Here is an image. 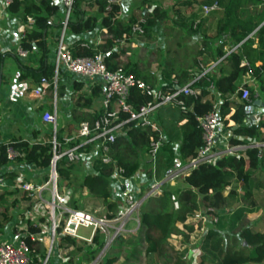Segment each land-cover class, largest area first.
Masks as SVG:
<instances>
[{
    "label": "trees",
    "instance_id": "1",
    "mask_svg": "<svg viewBox=\"0 0 264 264\" xmlns=\"http://www.w3.org/2000/svg\"><path fill=\"white\" fill-rule=\"evenodd\" d=\"M145 2L151 5L152 0H142L127 18H122L121 8L116 0H74L68 18L67 31L82 33L92 31L99 26L104 31V36L97 44H89L84 39H78L71 44V52L79 56H93L96 53H102L109 69L121 66L134 72L147 83L157 86L150 72L138 69L133 62H123V57L119 54L121 48L119 51L114 49L116 38H122L125 43L133 38L132 26L140 18L144 19L143 32L136 34L150 37L159 20L167 17L168 10L162 5L156 2L151 7H146L145 10ZM212 2H217L220 6L217 11L222 12L216 19L214 35H203V45L196 51L191 63L189 59V62L182 66L180 63L184 59H178V54L175 55L174 52L173 56L176 58L174 63L161 69L160 87L189 84L196 94H182L179 97L184 101L183 106H172V109L167 107L169 112L177 114V121L171 120L176 123V126L165 131L166 138L161 142L156 159L151 160L148 149L151 137L157 139L159 133L151 127L136 124L134 120L124 123L114 140L109 142L108 155L111 161L103 162L100 156L93 158V172L82 174L76 183H72V180L75 177L73 174L77 165L69 162L65 157L60 158L56 163L57 186L60 191L71 188V193L66 194L71 207L80 208L83 206L82 203L97 199L96 201H100L105 207L104 217H114L117 213L118 202L117 199L112 198L110 181L117 168H123L122 176L126 178L135 174L140 166L149 179L153 180L161 173L164 176L166 172L173 169L176 161L186 162L196 155L197 150L203 144L199 117L213 109L217 111L222 129L231 131L230 143L245 142L244 138L264 141V112L259 113L257 123L247 120L246 106L254 100V91L248 88V84L241 87L237 84L241 75L248 73L259 80L261 89L264 91V71L261 72L255 64L259 61L260 66L264 67V0H175L171 21L174 26L184 28L188 32L205 34L206 29L202 25L207 17L215 16L216 11H212L207 16H201L198 15L199 9L195 6ZM5 11L11 17H18L24 26L19 46L27 51V56L38 57V60L36 64L28 65L18 59L19 56L15 52L0 51V61L6 56L16 57L23 71L21 77L28 75L37 85L44 78L52 86L54 66L48 59L50 52L48 38L50 36V42L52 40L54 42L60 33L61 19L56 21L60 11L59 4L53 0H13ZM254 30L256 41L249 36ZM213 41L216 42L215 46ZM180 44L178 42L179 48ZM225 44H229L227 49H224ZM229 49L232 50L229 51ZM166 52L172 53L168 49ZM198 57H203L201 59L204 63L220 59L214 69L218 67L221 74L217 75L211 67L199 75L203 69L198 65ZM243 60H247L249 66L243 65ZM226 65L229 68L225 72ZM211 85L214 86V91L210 89ZM242 88H248L247 98L242 99ZM90 89L88 97L84 94L80 95L90 102L104 91L103 84L99 82L93 83ZM216 96L220 98V102L217 101ZM149 100L150 97L137 87L130 89L127 98L128 103L135 109ZM214 105H216L215 108ZM101 112L100 107L93 111L90 117L83 120L92 121ZM125 116L122 114V117ZM47 125L49 129L50 125ZM72 132L65 133L60 130L59 138ZM46 137L43 142L30 143L15 137L8 142H0V166L10 161L6 156V148L12 146L23 153L22 156L13 160L48 169L52 156L50 130ZM91 147L92 145L88 144L82 149L88 152ZM246 153L248 155L246 161L241 157L225 155L215 162H202L191 169L188 174L181 176L179 186L171 189L164 187L157 196H152L154 206L150 209H143L139 213L140 223L136 233L128 237L120 235L115 238L106 250L105 264H118L119 262L134 264L151 254L159 256L161 260L160 257H164L165 260L170 259L175 264H182V258L189 250L190 235L197 238L201 233L200 223L194 221L197 219L196 214L200 207L203 206L206 213L210 215L217 214L219 209L230 208L233 197H236L235 189L229 187L232 180L241 182L243 196L249 205L254 204V199H260L264 204V184L260 178L255 179L254 177L259 163L264 161V149L250 147L246 149ZM47 178L48 174H45L43 180L46 181ZM165 183L167 181L162 186ZM30 198L31 192L21 190L18 186L2 191L0 232L12 219L11 210L17 207L20 200L29 201ZM247 209H252V207L248 206ZM242 213L243 211L237 210L232 214L219 216L216 222L218 227H210L201 234L200 263L264 264V232L253 231L250 227L244 226L241 227L239 236L246 241L245 246H239L237 239L234 243L223 241L221 229L226 224L230 227L236 226ZM25 222L26 229L21 228L17 231L24 234L23 238L29 247L31 264H42L45 257V246L39 239L31 238V234L39 231L40 227L31 219H26ZM63 223L64 220L56 227V233L60 235V245L65 248L69 245L76 246L82 240L62 235ZM172 235H175V238ZM88 246H91L90 250L81 257L85 261L94 257L103 246V240L97 230ZM249 247H251L250 252L246 254L245 250ZM77 248H80V245ZM171 248H176L173 255L169 253Z\"/></svg>",
    "mask_w": 264,
    "mask_h": 264
},
{
    "label": "built area",
    "instance_id": "2",
    "mask_svg": "<svg viewBox=\"0 0 264 264\" xmlns=\"http://www.w3.org/2000/svg\"><path fill=\"white\" fill-rule=\"evenodd\" d=\"M12 1L13 0H0V13L5 12V8ZM73 2L74 0H58L59 6L63 10V14L61 18L62 25L55 46L52 86L50 85V82L42 78L39 85L32 89V93L36 97H42L47 93L50 87L55 90L59 73L61 71H66L74 76L85 77L103 84L104 91L100 106L102 112L92 121H80L73 133L63 135L59 138V126L55 110L44 111L42 113V120L51 127L50 142L52 156L48 167V178L41 184L23 182L20 185V188L22 190L30 191L31 195H38L40 199L44 190L49 191L50 199L41 200H43L48 206L49 215L52 221L51 244L55 237L56 227L60 225L62 220H64L61 234L69 235L89 243L91 242L97 228L109 232L112 231L109 240L104 245L105 248L106 245L112 243L114 237L132 231L126 227L130 220L136 221L137 225L140 223L137 212L138 208L145 199L158 195L164 182L177 176L188 174L191 169L197 167V165L202 162H215L217 159L225 155H234L236 157H241L246 161L248 159L246 149L257 147L260 150H263L264 141L247 140L235 144L226 142L222 147H216V140L221 133V124L217 111L213 109L199 117L203 144L197 150L196 155L190 157L186 162L181 163L177 168L170 170L164 175V177H162V179L154 178V180L150 182L148 188L141 195L138 194V191H136L137 193L126 191L122 198V202L118 207L117 216L98 218L86 210L71 207L68 204V197L66 194L61 193L57 186L58 177L56 163L60 158L65 157L69 162L73 163L82 161L86 157V154L90 153V151L86 152L82 148L91 144L94 149V158L100 156V159L103 162L108 163L111 161V157L108 155L109 142L114 140L117 132L120 131V128L124 123L134 120L136 124L151 127V129L158 132L159 128L152 116L157 108L164 105L183 106L184 101L179 97L180 95L196 94L194 88L189 84L183 86L174 84L173 86L162 88L147 83L134 72L121 66L115 69H109L104 62L102 53H96L93 56L74 55L65 41L68 18L70 16ZM219 9L220 6L217 2L199 5L201 16H207L212 11H217ZM143 22L144 19L140 18L138 22L133 24V34L143 32ZM21 37L22 36H20V38ZM115 41L116 45L125 43L122 38H116ZM1 50L6 52L12 51L10 47L4 49H1L0 47V51ZM230 50L232 49H229V51ZM14 51L20 57L27 56V51L23 50L19 45ZM242 64L249 66L247 60H243ZM258 68L261 72L264 71V67L258 65ZM132 87L139 88L150 97V100L138 109L133 108L127 101L129 91ZM262 92L264 93V91ZM248 94V88H242V97L247 98ZM215 107L216 105H214V108ZM122 114H125L126 116L122 117ZM161 142V133H159L157 139L151 137L148 152L152 161L155 160L158 155ZM22 155L23 153L21 151L14 149L12 146L6 148V156L10 160ZM116 172L118 174H123L124 170L123 168L118 167ZM232 183L233 182L230 183L229 187L235 189L236 194H238V200L236 202L241 203L243 197L241 182L237 180V182L234 183V186L231 185ZM196 216L200 217V214L198 213ZM215 219L217 220V217H215ZM81 228L89 229L90 234H82ZM45 233H47V230L45 229L39 231L40 235ZM23 235V233L16 231L14 241L0 242V264H31L29 247L24 240ZM31 238L34 239L35 237H32L31 234Z\"/></svg>",
    "mask_w": 264,
    "mask_h": 264
},
{
    "label": "crops",
    "instance_id": "3",
    "mask_svg": "<svg viewBox=\"0 0 264 264\" xmlns=\"http://www.w3.org/2000/svg\"><path fill=\"white\" fill-rule=\"evenodd\" d=\"M116 1L120 5V8H121L120 16L122 18H127L131 14V12H133L135 8L142 2V0H116ZM55 2L59 4L58 0H55ZM152 5L145 2L144 4L145 10H146V7L148 8V7H151ZM0 7H1V2H0ZM221 13L222 12L220 11H216L215 16L213 17L214 22L212 26H213L214 33H215V28H216L215 27L216 19L221 15ZM62 14H63V10L60 7L59 16L56 18V21H59L61 19ZM202 27L205 28L206 26H204L203 24ZM23 30H24V26L20 23L18 17H11L7 14L6 11L3 13H0V47L1 49L10 47V49L12 50L11 52H15L14 49L18 47L19 45L20 35L23 32ZM255 30L249 34V36L252 37L254 41H256V38L254 37ZM198 34L200 33L198 32ZM103 36H104V31L99 26H97L92 31L82 32V33H73L70 31H66L65 41L68 47L70 48L71 44L78 39H84L89 44H97L101 41ZM49 38H48V41L50 44V52H49L48 59L54 66L53 61H54V53H55V46H56L57 39L54 42H52L53 40L50 42ZM133 41H134V37L131 38V40L125 44L123 43V44L116 45L114 49H117V51H119V48H121V51H119L121 53L119 54L122 57H128L127 50H128L129 44L131 43L134 44ZM228 47H229V44H225L224 49H227ZM17 58L20 59L23 63H26L28 65H34L37 63V60H38V57H32V56L31 57L30 56L17 57ZM183 61L185 65L186 63L189 62V59H184ZM219 61L220 59L216 61L210 60V62L204 63L203 60L201 59L200 61V57H198V65L199 67L203 69L199 73V75L200 74L202 75L204 72L209 70L211 67H213L214 69L215 64ZM255 64L258 66L261 63L259 61H256ZM228 68H229L228 65L224 67L225 72L228 70ZM138 69L142 70V67H138ZM214 70L217 75L221 74V72L218 70V67H216ZM197 71L198 69L195 71L196 74H197ZM154 72H150L151 75H153L152 78H155L154 79L155 84L157 86H160L162 82V80H160L161 69L156 68ZM22 73L23 71L20 68V65L16 57L6 56V57H3L2 60L0 61V142H8L14 137L27 140L30 143L45 141L47 138L46 135L49 133V130L51 129V127L48 129L47 123H45L42 120V113L46 110H50V111L55 110L57 114V122H58L60 130L65 133H69L75 130V128L80 123V121L90 117L92 112L99 109L101 106V98H102L103 93L95 97L91 102L88 101L87 99L85 100V97H88L90 95L91 85L93 83H98V82L92 81L85 77L74 76L70 73H67L66 71H61L58 76L56 89L53 90V88L50 87L47 93L44 94V96L36 97L33 95L32 89L38 86L39 84L37 85L34 82H32L31 78L28 75L21 77L20 75ZM237 84H238V87H241L244 84H248L249 85L248 88H251L254 91V99L258 97L264 98V93L262 92V89H261V83L259 82V80L251 76V74L246 73L244 75H241V77L237 80ZM210 89L214 91V86L211 85ZM81 94H84L85 97H80ZM216 99L218 102L221 101L220 98L218 97ZM167 107H171V109L173 108L171 105L160 106L159 108H157V110L152 115L153 120L156 122L159 128L158 133H161L162 141L165 140L166 138L165 131H167V129H169L170 127L176 126V123L174 121L175 120L177 121V114L169 112ZM255 108L257 109V106H255ZM252 112L255 115V120L253 122L257 123L259 121V113L254 112V111ZM166 113L167 115L165 116ZM158 117H160L161 120ZM172 119L173 120L175 119V120L171 122ZM231 123L232 122H230V124ZM175 130H177L176 127H175ZM230 135H231L230 130H223L221 127V133H220V136L216 140L215 146L222 147L223 145H225L226 142H229ZM244 139L245 141L248 140L246 138ZM93 150L94 149L91 147L90 153H89L91 155L87 159L93 160L94 158ZM179 163L181 164L183 162L179 161ZM46 170H47L46 168H38L34 164L25 163L24 161H16V160L8 161L5 165L0 166V179H1L0 196L4 189H13L14 186H18L20 188V185L23 182L41 184L43 182L42 179L44 178L43 174L47 172ZM79 172H82V174L93 172L92 163L86 162L82 171H79ZM168 172H166V174ZM41 175H43L42 178H41ZM254 177L255 179L260 178V181H262L264 184V161L263 160L259 163L258 167L256 168L254 172ZM151 181L152 179H149L146 176V174L144 173V169L141 166L136 170L135 174L127 178L123 177L122 174H118L117 172H115L110 181L112 198L117 199L118 207H119L126 191H133V192L138 191V194H139L143 189L148 188ZM235 181L237 182V180ZM253 182H254V179H253ZM44 194L46 195L45 197L43 196ZM31 196H35V195H31ZM237 198H238V194H236V197H233L230 208L219 209L217 211L218 212L217 217L219 218V216L226 215V214H232L233 212L237 210H241L243 211V213L240 216V220L236 223V226L241 223V219L243 217H245L246 215L253 214L254 216L260 219L255 218V221H253V224H254L253 227L249 225H244V226L250 227L253 231L264 232V204L262 203V201H260V199H254L253 200L254 204L249 205L248 201L243 196L242 202L241 203L238 202L239 203L238 204L236 202L238 200ZM41 199L43 200L50 199V194L48 190H44L42 192ZM248 206L252 207V209L246 210V207ZM15 209L17 210V208ZM1 210L2 208L0 205V212ZM259 210L260 212H258ZM200 211L201 213L202 212L206 213V209L203 206L200 207ZM15 212L11 210L12 219L1 230L0 242L14 241L15 233L18 230V228L23 229V227L20 224L22 222L21 218H23L24 215L20 214L19 219L16 220ZM257 212L260 214H257ZM0 217H1V214H0ZM26 219L28 218H24L25 221ZM197 219H201V220L203 219V221H206L204 215L203 216L200 215V217ZM240 230H239V233L236 234L238 235L237 241L239 243V246L240 245L245 246L246 241L243 239V237L239 236ZM85 235H88V234H85ZM36 238L42 242L43 246H45V244L42 241L43 239H40V237L38 236ZM240 238L242 242L239 240ZM59 242L60 241L58 239L57 243H55L57 245L56 247L57 252L55 253L54 263L71 264V261H69L70 263L67 262L68 259H66L65 261V258L67 257V253L69 252L67 249L68 247L67 248L62 247ZM88 243L89 242H85V243L82 242V244H88ZM250 249L251 247L245 250L246 254L250 252ZM191 253L192 251L189 250V252L187 253L188 257H191L192 255ZM147 258L150 262H152L153 257H147ZM160 263L162 264L161 261ZM42 264H43V261H42ZM167 264H173V261L167 262Z\"/></svg>",
    "mask_w": 264,
    "mask_h": 264
},
{
    "label": "rangeland",
    "instance_id": "4",
    "mask_svg": "<svg viewBox=\"0 0 264 264\" xmlns=\"http://www.w3.org/2000/svg\"><path fill=\"white\" fill-rule=\"evenodd\" d=\"M155 2H157L158 4L162 5L164 8H166L168 10V14L167 17L164 19L159 20L158 25L155 27V30L150 34V37L147 36H139L138 34H133L134 37V44L131 43L129 44L128 47V57H123V62H127V60L130 63H134L136 64L138 67H142V71H148V72H154V70L156 68H160L162 69L163 67L170 66L174 63V61L176 60V58L173 56L174 52L175 55H177L178 59H190V63L192 61V57L195 56L196 51L203 45V35H214V30H213V22H214V16L212 17H207L205 19L204 22V26L206 31L205 34H198V33H191V31H187L186 29H182L181 27L178 26H174V24L171 21V18L173 17V7H174V3L175 0H152V4H154ZM195 7H197L199 9V5L197 4ZM200 14V12H199ZM198 14V15H199ZM208 28V29H207ZM178 42H180L181 47L179 48L178 46ZM214 46L216 45V42L213 41ZM125 46V45H123ZM168 49V51L170 50L172 53H168L166 52V50ZM186 54V55H184ZM183 56H187V57H183ZM200 61H201V57H200ZM181 62V61H180ZM178 64V63H177ZM176 64V66H177ZM182 66H184V61H182ZM187 64V63H186ZM185 64V65H186ZM175 66V67H176ZM157 72V71H155ZM154 72V73H155ZM52 89V88H51ZM168 112V111H167ZM169 113V112H168ZM167 115V113L165 114V116ZM59 126V125H58ZM91 154H87L86 158H84L82 161L79 162H74V165L76 169L75 172L73 174V176H75L72 180V183H76L82 175V171L85 163H92V159H87ZM180 165L179 161L175 163L174 168H177ZM81 169V170H80ZM47 172H45V174H48V169L46 170ZM43 174V175H45ZM162 174V173H161ZM159 177H157V179H162L163 174ZM43 175H41V178L43 177ZM43 180V179H42ZM44 181V180H43ZM234 181V182H233ZM231 185H235L234 183L236 182L235 180H233ZM181 182V175L177 176L171 180H168L167 183H165L162 187L161 190L166 187L167 189H171L174 188L176 186H179ZM22 183V182H21ZM166 184H168V186H166ZM233 187H231L232 189ZM234 189V188H233ZM146 190L143 189L139 195H141L144 191ZM60 191V190H59ZM61 193L64 194H69L71 193V188L69 189H65L64 191H60ZM175 195V194H174ZM44 197L46 196L45 194L43 195ZM157 196V195H155ZM153 196V197H155ZM97 199H95L94 201H86L85 203H82L83 206H81L79 209L82 210H86L88 212H90L93 216L101 218L104 217L105 215V207L104 205L101 204L100 201H96ZM69 201V200H68ZM69 203V202H68ZM177 203V202H176ZM175 203V206H176ZM70 205V203H69ZM153 202H152V198L149 197V199H145V201H143V203L140 205V207L138 208V215L139 213L143 210V209H150L152 208ZM17 210L14 208L12 209L16 215H15V219L18 220L20 217V214H23V218H21V226L23 227V229H26V225L24 218H28L31 219L33 222L38 223V226L40 227L39 231L42 229L47 230V233L40 235L39 231H37L36 233H32V237H40V239H43V243L45 244V259L43 260V264H57L54 263V257H55V253L57 252V245L55 243H57L58 239H60V235L58 233H56L55 231V237L53 240V243L51 244L52 241V221L49 215V209L48 206L46 205V203L41 200L39 198L38 195L35 196H31L30 200H20L18 205H17ZM230 211V210H229ZM260 212V210L258 211ZM257 214H260L258 213ZM198 213L205 217L206 221H203V219H197L195 222H199L200 223V228L199 230L201 231L200 236L197 238H193L192 235H190V242L188 243V249L192 251V255L191 257H188V254L182 258L183 264H213V263H209V262H205V263H200V256L202 254V251L200 249V243H201V234H203L208 228L210 227H218L216 222L218 220L215 219V217H217V214H206V213H201V211L199 210ZM118 214V209H117V213L115 214V216H117ZM28 215V216H27ZM136 215V213H135ZM134 215V216H135ZM137 216V215H136ZM41 218H43V220H41ZM196 218H199L198 216H196ZM256 219H260L257 218L256 216H254L253 214L251 215H246L245 217H243L241 219V223L238 224L235 227H230L228 224H226V226H224V228L221 229L222 235H223V241L225 243H234L236 242V239L238 237L239 230L241 229V227H243L244 225H249L251 227L254 226L253 221H255ZM218 219V217H217ZM216 220V221H215ZM126 227L128 229H131L132 231H129L125 234H123L122 236L127 235V237L129 235H132L134 233H136V231L139 228V224L137 225L136 221L131 220V222L128 223V225H126ZM21 228H18V230ZM88 231H86V229H82L81 228V233L82 234H90L89 229H87ZM84 231V233H83ZM86 231V232H85ZM89 232V233H88ZM97 232L100 233L101 239L103 240V246L100 250H98L95 253V256L90 258L89 260L86 259L82 260V256L84 253H87L90 250V247L88 246V244H82V241L84 242V240L79 241L77 243V245H69L68 246V253H67V257L65 258L67 262L71 261V264H105L106 262V250L108 249V247L110 246L111 243H109L108 245L105 246V243L109 240V236L112 234V231H105L104 229H100L97 228ZM234 235V236H233ZM120 236V235H118ZM118 236L114 237L112 239V242L115 240V238H117ZM173 238H175V235H172ZM174 240V239H173ZM238 240V239H237ZM241 241V238L239 239ZM176 241V240H175ZM177 242V241H176ZM242 242V241H241ZM85 243V242H84ZM80 245V248H77V246ZM179 245V244H176ZM176 248H171L169 249V253H173L174 254V250ZM188 250V252H189ZM172 254V255H173ZM148 257H153L152 258V262H150L148 260V258L145 256L142 258L141 261H138L134 264H161L160 261L162 262V264H167V262H170L169 260H165L164 257H160L162 258L159 259L156 255H149ZM74 258V261L72 260ZM62 259V258H61ZM164 260V261H163ZM70 263V262H69ZM118 264H124L119 262ZM175 264V263H173Z\"/></svg>",
    "mask_w": 264,
    "mask_h": 264
},
{
    "label": "water",
    "instance_id": "5",
    "mask_svg": "<svg viewBox=\"0 0 264 264\" xmlns=\"http://www.w3.org/2000/svg\"><path fill=\"white\" fill-rule=\"evenodd\" d=\"M257 106V109L255 108ZM247 120H255V115L252 111L262 113L264 112V98H255L252 103L246 106Z\"/></svg>",
    "mask_w": 264,
    "mask_h": 264
},
{
    "label": "clouds",
    "instance_id": "6",
    "mask_svg": "<svg viewBox=\"0 0 264 264\" xmlns=\"http://www.w3.org/2000/svg\"><path fill=\"white\" fill-rule=\"evenodd\" d=\"M16 53V52H15ZM19 56V55H18ZM20 57V56H19ZM259 98V97H258ZM45 182V181H44ZM74 208V207H73ZM79 209V208H78ZM87 230V229H86ZM81 240V239H80Z\"/></svg>",
    "mask_w": 264,
    "mask_h": 264
}]
</instances>
